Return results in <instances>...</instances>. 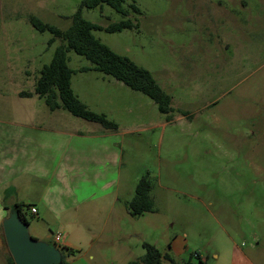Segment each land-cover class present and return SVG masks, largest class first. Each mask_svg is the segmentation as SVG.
I'll use <instances>...</instances> for the list:
<instances>
[{
  "label": "rangeland",
  "instance_id": "1",
  "mask_svg": "<svg viewBox=\"0 0 264 264\" xmlns=\"http://www.w3.org/2000/svg\"><path fill=\"white\" fill-rule=\"evenodd\" d=\"M82 1L0 0V111L31 109L32 102L48 108L43 99L17 94L34 90L60 42L49 44L52 34L36 29L30 16L67 28ZM124 5L139 28L93 32L153 73L172 96L169 117L122 81L80 71L91 64L85 56L73 50L68 55L75 92L125 131L122 199L134 197L141 177L152 183L154 209L129 215L135 231L131 259L143 256L148 242L180 264H236L238 252L264 264V0ZM82 13L103 26L123 18L107 4ZM69 122L82 129L94 124L73 115ZM10 257L5 241L0 262L8 264Z\"/></svg>",
  "mask_w": 264,
  "mask_h": 264
},
{
  "label": "crops",
  "instance_id": "2",
  "mask_svg": "<svg viewBox=\"0 0 264 264\" xmlns=\"http://www.w3.org/2000/svg\"><path fill=\"white\" fill-rule=\"evenodd\" d=\"M34 97L44 100L36 93L26 98ZM35 107L32 102L31 109L0 111V226L23 202L37 217L28 223L34 237L75 251L67 257L69 264H128L135 231L121 190L125 131L87 119L94 124L74 127L68 110ZM4 242L0 236V247ZM235 261L252 264L242 252ZM0 264H7L5 258Z\"/></svg>",
  "mask_w": 264,
  "mask_h": 264
},
{
  "label": "trees",
  "instance_id": "3",
  "mask_svg": "<svg viewBox=\"0 0 264 264\" xmlns=\"http://www.w3.org/2000/svg\"><path fill=\"white\" fill-rule=\"evenodd\" d=\"M125 0H83L72 17V23L67 28H60L56 25L44 22L41 18L31 15L30 22L41 32L49 31L52 36L49 44L59 40L55 47L52 59L43 65L36 79L34 91L22 90L21 96L29 97L38 94L44 98L47 106L54 110L63 108L73 115L100 123L106 129L117 130L119 124L108 117L105 112H98L91 109L74 91L72 77L75 73L69 65L70 50L85 56L90 65L83 66L80 71L97 70L106 75L122 81L129 88L140 91L149 96L156 104L161 113L168 114L174 110L172 96L157 82L153 73L139 65L127 55H122L96 37L94 30H106L108 32L122 31L126 28L140 27L139 21H134L130 16L131 12L124 5ZM109 5L123 18L110 22L108 25H100L83 16L84 8H95ZM139 11V8L133 5ZM152 183L147 176L140 178L134 197L128 202V210L132 215H139L154 209V203L150 194ZM23 202L16 203V209L20 215L29 223ZM146 252L143 256L133 259L128 264H180L169 253H162L155 245L144 242ZM67 251L62 254L59 264H69L68 255L75 251L69 247H62ZM197 256L194 257H198ZM8 264H15L12 257Z\"/></svg>",
  "mask_w": 264,
  "mask_h": 264
},
{
  "label": "water",
  "instance_id": "4",
  "mask_svg": "<svg viewBox=\"0 0 264 264\" xmlns=\"http://www.w3.org/2000/svg\"><path fill=\"white\" fill-rule=\"evenodd\" d=\"M4 238L15 264H59L62 251L48 241L34 237L17 209L2 220Z\"/></svg>",
  "mask_w": 264,
  "mask_h": 264
},
{
  "label": "built area",
  "instance_id": "5",
  "mask_svg": "<svg viewBox=\"0 0 264 264\" xmlns=\"http://www.w3.org/2000/svg\"><path fill=\"white\" fill-rule=\"evenodd\" d=\"M30 209H31L32 213H36L37 212V209H36L35 206H32ZM55 239H56L57 242H60L61 239H62V233L61 232H57L56 235H55ZM194 256H197V253H195Z\"/></svg>",
  "mask_w": 264,
  "mask_h": 264
}]
</instances>
